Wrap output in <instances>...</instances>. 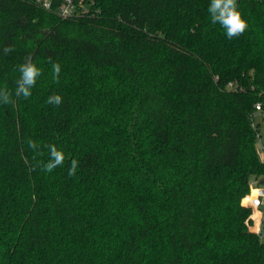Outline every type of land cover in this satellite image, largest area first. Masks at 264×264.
Instances as JSON below:
<instances>
[{"label":"trees","instance_id":"obj_1","mask_svg":"<svg viewBox=\"0 0 264 264\" xmlns=\"http://www.w3.org/2000/svg\"><path fill=\"white\" fill-rule=\"evenodd\" d=\"M61 1L0 0V88L28 57L43 71L0 104V264H264L243 203L264 176V0H238L231 40L209 0ZM47 144L65 165L33 170Z\"/></svg>","mask_w":264,"mask_h":264},{"label":"clouds","instance_id":"obj_2","mask_svg":"<svg viewBox=\"0 0 264 264\" xmlns=\"http://www.w3.org/2000/svg\"><path fill=\"white\" fill-rule=\"evenodd\" d=\"M207 12L210 23L212 25L219 24L229 40L242 35L248 28V23L239 10L238 0H209ZM12 50L10 45L5 46L3 49L5 53ZM49 62L52 66V78L58 83L62 71L61 64L53 62L51 59ZM18 71L20 75L15 81L16 87L14 92L7 87L0 88V104L10 105L14 103L13 96L16 98L22 96L27 100L32 95V89L35 87L38 78L43 75L42 69L33 62L31 57L26 58L25 61L20 64ZM63 102V97L56 93L51 94L45 101L46 104L56 107L62 105ZM27 145L34 153L43 155L41 145L31 137L28 138ZM43 147L47 148L49 159L46 162L36 161L33 165V170L39 167L42 171L51 173L54 169L65 165L66 154L61 148H58L56 144H47ZM33 159L35 160V156ZM68 159L70 163L67 174L69 178H74L77 176L78 170H80V161L76 158Z\"/></svg>","mask_w":264,"mask_h":264},{"label":"built area","instance_id":"obj_3","mask_svg":"<svg viewBox=\"0 0 264 264\" xmlns=\"http://www.w3.org/2000/svg\"><path fill=\"white\" fill-rule=\"evenodd\" d=\"M43 1L47 7H50L52 4V0H43ZM80 2H81V0H80ZM78 11L79 10L75 4V0H62L61 1V4L59 6V12L62 15H64V16L74 15V14H77ZM230 84H232V83H230ZM256 109H257L256 110L257 112L259 111V113L264 114V112H260L262 110L260 103L256 104ZM258 142L260 143V150H259L260 156H261L262 160H264V137L262 136L261 133L258 134ZM263 182H264V176L259 178V179H254L252 181V188L257 189L255 187H259V183H263ZM258 190H259V195L257 197L258 205L259 206L261 205L262 207H264V186H262V188L261 189L259 188ZM261 231H262V228L257 230V233H261Z\"/></svg>","mask_w":264,"mask_h":264},{"label":"rangeland","instance_id":"obj_4","mask_svg":"<svg viewBox=\"0 0 264 264\" xmlns=\"http://www.w3.org/2000/svg\"><path fill=\"white\" fill-rule=\"evenodd\" d=\"M261 133H262V136L264 137V127H262V132ZM257 147L260 150V143L259 142H257ZM260 185L264 186V182L263 183H260ZM254 190L255 189H253L251 187L250 192L243 198V203L245 205L250 206L252 208V211L253 212H252V216H251L252 217V222H250V228L253 231L257 232V230H259L260 228H262V222H263V219H264V211H263L262 206L261 205L260 206L258 205V199H257V197L259 195V192L256 194L255 197H252ZM261 215L263 216L262 219H261Z\"/></svg>","mask_w":264,"mask_h":264},{"label":"crops","instance_id":"obj_5","mask_svg":"<svg viewBox=\"0 0 264 264\" xmlns=\"http://www.w3.org/2000/svg\"><path fill=\"white\" fill-rule=\"evenodd\" d=\"M255 188H257V189L260 188V189H261V188H262V185H260V183H259V187H255ZM253 189H254V188H253ZM262 213H263V212H262ZM262 217H263V216L261 215V219H262ZM253 218H254V217H253Z\"/></svg>","mask_w":264,"mask_h":264}]
</instances>
